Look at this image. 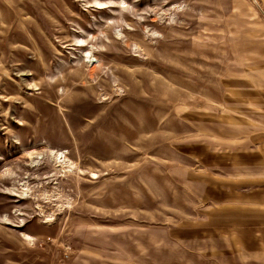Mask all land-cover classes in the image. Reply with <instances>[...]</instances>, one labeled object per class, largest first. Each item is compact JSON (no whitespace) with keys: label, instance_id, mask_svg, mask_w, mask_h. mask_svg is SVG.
I'll use <instances>...</instances> for the list:
<instances>
[{"label":"rangeland","instance_id":"1","mask_svg":"<svg viewBox=\"0 0 264 264\" xmlns=\"http://www.w3.org/2000/svg\"><path fill=\"white\" fill-rule=\"evenodd\" d=\"M263 142L259 0H0V264H263Z\"/></svg>","mask_w":264,"mask_h":264},{"label":"crops","instance_id":"2","mask_svg":"<svg viewBox=\"0 0 264 264\" xmlns=\"http://www.w3.org/2000/svg\"><path fill=\"white\" fill-rule=\"evenodd\" d=\"M264 9V0H259ZM264 142L260 159L256 161L253 191L238 192L231 186L229 227L232 242L239 250L247 249L257 262L264 264ZM260 160V164H259ZM249 188V187H248ZM253 193V194H252ZM241 194V195H239ZM242 194H246L245 196Z\"/></svg>","mask_w":264,"mask_h":264}]
</instances>
